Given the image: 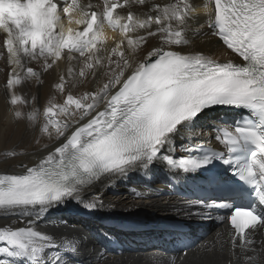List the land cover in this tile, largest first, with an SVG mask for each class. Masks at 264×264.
I'll return each instance as SVG.
<instances>
[{"label":"snow or ice","instance_id":"6c2138e0","mask_svg":"<svg viewBox=\"0 0 264 264\" xmlns=\"http://www.w3.org/2000/svg\"><path fill=\"white\" fill-rule=\"evenodd\" d=\"M203 7L197 34L218 38L238 63L183 51L196 19L191 0H0V59L13 117L42 118L39 135L51 142L36 138L46 153L18 174H0V215L23 225L0 226V264H76L84 241L58 242L38 225L69 202L88 214L104 209L99 194L85 197L97 182L157 165L201 174L246 199L243 206L198 200L197 207L231 210L230 239L219 246L221 253L227 247V264H264V0ZM65 18L81 27L65 31ZM105 25L118 33L111 45ZM61 62L66 71L53 87L63 101L22 112L27 99L18 86L42 84ZM89 79L96 87L76 95L77 83ZM219 108L243 114L208 120ZM205 121L211 131H196ZM177 151L186 155L176 158Z\"/></svg>","mask_w":264,"mask_h":264},{"label":"bare ground","instance_id":"6f19581e","mask_svg":"<svg viewBox=\"0 0 264 264\" xmlns=\"http://www.w3.org/2000/svg\"><path fill=\"white\" fill-rule=\"evenodd\" d=\"M93 2H98V0H93ZM191 2L195 6L194 15L196 19L191 22V28L186 37L189 40V44L184 47L183 51H205L210 55H215L217 58H235V56L229 50H227L217 38L212 37L210 34L208 36L197 34V30L204 22L205 9L203 4L205 2L203 0H191ZM63 23L65 31H67L69 28L77 29L79 26L75 24L74 19L72 22H69L68 19L65 18ZM203 31L209 30L205 28ZM117 36L118 33H114L110 27H104V38L107 40L109 45L112 44L113 39ZM2 38L3 36L0 34V39ZM151 43L155 45L158 44L159 41L153 38ZM65 71L66 65L65 63L61 62L55 73L44 75L42 84L26 82L22 86H18L17 94L27 99V103L23 105H27L28 112L31 111L33 107L42 110L46 105V98L50 95H53L58 100V102H60L59 97H61V95L56 93L53 85L57 82L58 74ZM7 72L8 69L5 61L0 59V146L5 140V132L7 130H13L19 135L18 130L23 126L30 127V141L33 143L32 145H34L35 139L38 138L37 136L39 134V127L43 122L42 118L38 119L35 124L33 122L27 121L26 119H21L19 121L14 119L13 107L8 103V95L5 89V79ZM1 74H4V78H1ZM95 87L96 82L89 79L77 83L76 88L73 91L76 95H81L84 91L93 89ZM23 105L19 106L22 112ZM196 131L209 132L210 127L208 124L203 123L199 129H196ZM199 139H203V137H193L192 141ZM45 142L51 143L48 140ZM46 151L47 150L38 148L25 152L18 157L6 158L4 160L0 159V172L5 171L8 172V174L22 172V164L32 166L40 156L46 153ZM2 162H4V164ZM144 175L148 179H151L153 177V170L146 171ZM120 181L123 182L118 185ZM136 188H138L137 183L130 184V181L123 177L115 179L102 178L101 181L97 182L89 192L85 193V197L90 198L94 194H99L100 198L105 204V208L102 209V211H107L114 214L134 212L140 208H146L155 209L164 216L171 215L180 220L189 222L191 223L190 233L193 234V236L198 240L196 246L192 250L182 251L178 256L170 253L148 255L153 253V250L155 249L149 248L146 255L101 260L100 258L102 256L98 250L95 249L96 246L88 232L83 229L73 227L71 224L73 219H64L62 218L63 215L51 213L44 222L38 225V230L44 232L45 234L54 235L58 242L62 240H70L73 242H75L77 239L83 240L84 244L81 249L82 255L79 257V260L76 262V264H227V247L225 246L223 253L219 251L220 242L230 239V232L225 230L224 224L216 226L213 222H211L213 220L207 219L212 215L208 212H203L202 209H198V207L192 204V202H184L185 204H183L174 197H171L170 199H160V197L151 195L149 193H147L146 197L144 198L136 199L134 196V190ZM68 204L79 206L73 202H69ZM197 211H201L202 214L197 215ZM207 222H209L207 225L202 224ZM0 226L15 227L23 225L17 223L16 216L0 215ZM75 226L79 227L80 223H77ZM199 227L202 228V232H206L205 236L201 237L197 235ZM205 246L208 248L215 246L216 251L209 254L204 251Z\"/></svg>","mask_w":264,"mask_h":264},{"label":"rangeland","instance_id":"374dc122","mask_svg":"<svg viewBox=\"0 0 264 264\" xmlns=\"http://www.w3.org/2000/svg\"><path fill=\"white\" fill-rule=\"evenodd\" d=\"M1 75H2L1 78H4V74H1ZM63 99H64L63 96L59 97L60 102H62ZM50 100L54 103H59L58 100L53 95H50L46 98L45 104L47 105L48 101H50ZM23 112L28 113L27 105H23ZM29 128L30 127H27V126H23L22 128H20L18 130L19 135L17 134V132H15L13 130L12 131L7 130L5 132V140H4L3 144H1V146H0V159L1 160H4L6 158H11V157H18L19 155H22L25 152L40 148V146L35 144V142H34V145H32L33 143L30 141V134L31 133L29 131ZM39 139H40V141H43L46 138L40 136ZM46 140H48V139H46ZM44 143H46V142L44 141L41 144H44ZM10 152H15V153H17V155L9 156L8 153H10ZM2 163L4 164V162H2ZM211 222H213V221H211ZM208 223L209 222L202 223V224L207 225Z\"/></svg>","mask_w":264,"mask_h":264},{"label":"water","instance_id":"95a60500","mask_svg":"<svg viewBox=\"0 0 264 264\" xmlns=\"http://www.w3.org/2000/svg\"><path fill=\"white\" fill-rule=\"evenodd\" d=\"M159 212V211H158ZM159 216L163 217L164 215H161L160 213L158 214ZM166 216V215H165Z\"/></svg>","mask_w":264,"mask_h":264}]
</instances>
